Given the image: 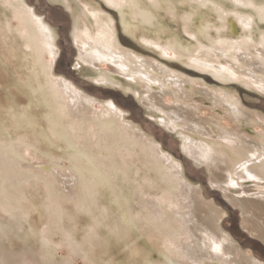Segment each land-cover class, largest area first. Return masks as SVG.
<instances>
[{"label":"rangeland","instance_id":"1","mask_svg":"<svg viewBox=\"0 0 264 264\" xmlns=\"http://www.w3.org/2000/svg\"><path fill=\"white\" fill-rule=\"evenodd\" d=\"M22 2L33 11L35 17L42 20L48 43L56 51L52 65L54 74L63 77L88 96H94L93 98L98 101L94 106L99 111V115L104 113L100 104L104 105L108 99L117 108L119 107L122 120L129 127L126 129L127 135L138 141L152 140L160 150L180 163L183 181L199 187L203 199L211 200L224 212L219 222L221 229L230 234L247 255L264 262V242L241 226L239 208L224 200L220 191L211 189L206 168L195 165L192 159L184 154L183 139L180 135L182 130L178 127L175 130L167 128L166 114L159 107L151 108L146 105L145 102L149 100L146 98L145 87L138 81L118 75L108 78L104 65L94 67L80 62L73 40L74 24L79 33L87 27V39L92 37L93 32H96L95 37H100L99 29L110 17L114 22L113 31L117 41L124 48L139 53L161 66H166L175 73L192 78L213 91L228 93L238 101L242 109L264 118V90L252 85L249 78L240 70H234L235 75L232 77L229 71L221 68L227 66V62L214 52L215 47L224 44L232 56L237 57L234 44L242 42L251 52L258 54L255 48L259 47L260 40L264 37V18L260 16L261 13L264 14V1L248 0L245 5H235L231 0L212 1L215 5L222 4V7L234 18L237 13L250 17V28L238 23V35L231 33L228 24L221 22L215 8L206 5H201L198 9L199 13L187 19L185 16L190 12L191 6L186 4L187 6H181L182 8L179 7L177 10L179 15L163 10L155 11L157 17L155 16L154 21L157 22L148 26L149 30L142 29L136 37L126 32L128 30L120 22L117 11L119 5L116 2L111 4L106 3L105 0H22ZM88 5L93 6L91 14L88 13L89 8H85ZM0 8L2 9L3 6L0 5ZM83 10H88L86 13L89 19L88 26L83 22ZM4 17L5 15L0 11V20L3 21ZM11 22L17 25L16 20ZM160 24L158 34L154 36L151 29L159 27ZM93 25L94 31H92ZM143 37L159 47L145 44L141 40ZM1 39L0 35V43ZM22 47L27 54L34 49V47L28 49L24 45ZM163 48L166 49L165 54L162 52ZM181 51L187 53L184 55L180 53ZM26 59L31 61L29 56ZM44 59L46 62L51 60L48 55H45ZM9 67L10 71H7V75L3 74L0 80V161L14 152L11 143L19 142L24 144L23 158L19 161L26 171L35 172L40 168L37 163L48 160H53L55 166L52 172L46 171L47 168L44 174L35 172V175L23 180L19 184L20 191L17 196L14 197L13 193L9 192L16 208L8 210L0 202V264H170V261L177 264H193L177 250L181 239L186 238L183 232L177 231L170 238H163L158 232L160 228L158 215L161 213L158 210L160 208L158 202L159 204L160 201L171 202L174 198L177 206L182 208L185 206L181 204L186 198L182 196L183 192H175L179 189L180 182L182 183L179 176L173 174L161 176L151 168L149 160L142 158L141 155L121 154L118 147L103 140L92 125L84 133L71 117L66 116L63 106L54 100L53 96L57 94V90L44 81L42 72L39 71L38 74L43 88L38 89V84L34 83L35 90L29 94L25 89L22 90L19 86L11 84L13 72L21 70L17 61L9 63ZM22 70L24 75L28 74L31 78H35L34 71L25 68ZM102 80L107 81L101 82ZM35 94L38 98L33 101L32 98H36ZM188 98H191L190 102L199 108L197 115L201 118H209L214 114L217 119H223L221 120L223 126L234 131L239 129V126L227 120V114L222 109L210 110V101L202 95L190 94ZM56 120L61 123L63 134L53 130V123ZM255 131L263 130L256 127ZM210 142V145H215V141ZM3 147L4 151L1 150ZM144 148L146 149L147 145ZM136 149V152L141 154L140 146ZM148 152L152 156V150ZM91 156L100 158L103 165L105 163L108 166L107 173L103 174L106 172L103 165L101 168L98 166L100 169L92 165ZM73 166H78L86 177L89 176L88 170L91 168L100 171L103 179L108 181L101 182V186V183L97 184L99 192L96 187L93 188L95 194L90 195L92 199L89 206L82 205L83 202L76 198L74 192H69L70 197L67 196L58 202L49 197L50 184L45 182L46 179H55L57 176L60 178L59 170L68 173ZM13 168L16 173L20 171L16 165ZM10 180L2 177L0 168V195L3 192V187L1 188L3 182H13L12 177ZM61 181L58 180L53 184L65 189V182ZM173 192L176 193L175 196ZM118 194L124 197L129 214L134 218V226L129 227L127 231L121 227L123 217L117 201ZM147 203H151V206ZM153 203L157 206H152ZM200 211V215L204 216L205 212ZM261 214L264 220V213ZM149 215L154 219L153 222ZM145 233L156 236V239L161 237L160 245L157 246L161 253H158L156 246L149 244L150 256L144 258V261L134 263L132 257L143 242ZM204 263L217 264L212 260Z\"/></svg>","mask_w":264,"mask_h":264},{"label":"bare ground","instance_id":"2","mask_svg":"<svg viewBox=\"0 0 264 264\" xmlns=\"http://www.w3.org/2000/svg\"><path fill=\"white\" fill-rule=\"evenodd\" d=\"M189 1L190 0H105L108 4L116 2L119 5L117 11L120 15V22H122L124 28L128 30L126 32H130L134 37H136L142 29L149 30L148 26L157 22V20L154 21L156 16L155 11L163 10L164 12H170L174 15L178 14L177 10L179 7L186 4L191 6L190 12L185 16L187 19L199 13L198 9L201 5H206L209 8H215L219 14V19L221 22L228 24L227 27L231 33H237L238 35V23H242L244 27H251L250 17L237 13L234 18L222 7V4H213V0H195L196 2L191 3ZM231 1L235 5H245L248 3V0ZM0 5L3 6L2 9L0 8V11L5 15V19L3 21L0 20V35L2 36V42L0 43V80L3 74H6L8 70L10 71L9 63L11 64L12 61L16 60L18 68L21 70L13 72L14 77L12 74L11 84L19 86L22 90L25 89L26 92L31 94L30 92L35 90L33 89L34 83L36 85L38 84V89L43 86L38 74L39 71L42 72L44 81H46L50 87H54L57 90V94L53 96L54 100L63 106V111L66 116L71 117L78 124L81 131L86 133L94 126L98 135L108 144L114 143L121 154L127 153V155L133 156L141 155L142 158L149 160L148 162L151 168L155 170L156 174H160L161 176L165 175L166 177L167 174L179 176L182 183L180 182L181 185L175 192H183L182 196L186 198L183 201L181 200V204L185 206L184 208L177 206L174 198L171 202L167 201L165 203L163 201L164 203H161L160 201V204L158 202L157 205L160 206L158 210L161 211L158 215V219L161 220H159L160 228L158 232L163 238H170L172 234L177 231L183 232L186 238L185 240L181 239V243L177 246V250L193 264H203L207 260L215 261L217 264H264V262L257 260V258L252 255H247L245 253L246 251L239 248L235 240L232 239V236L221 229L219 222L224 216V212L214 205L211 200L207 201L203 199L199 187L183 181L180 163L178 164L169 154L160 150L157 144L152 143V140L151 142L146 139L138 141L127 135L126 129H129V127L123 122L121 113L118 109L119 107L117 108L113 102L108 99L104 105L100 104L104 113L99 115V111H97V108L94 106L98 101L94 99V96V98L88 96L75 88L63 77L54 74L52 65L56 51L48 43L42 20L35 17L33 11L27 8L22 0H0ZM186 6L184 8H186ZM92 7L93 6L89 5L85 7L89 8L88 13L90 14L93 12ZM5 9H8V12H6ZM87 11L83 10L82 17L84 24L88 26L89 19L86 14ZM94 15H97V13H94ZM260 16L264 18V14L261 13ZM9 18L11 20H16L17 25H14ZM113 25L114 22L108 17L103 27L99 29L101 36L95 37L96 32H93L92 37L87 39V27H84L82 33H79L77 32L78 30L75 29L74 24L75 35L73 40L77 48L79 61L94 67L104 65L106 67L105 73L108 78L118 75L132 80L134 79L141 83V85L145 87L146 98L149 100L147 102L144 101L146 105H149L151 108L159 107L166 114L168 119L165 121L167 123V128L175 130L178 127L182 130L180 132L183 139L182 150L185 155L192 159L195 165H202L206 168L209 175L210 188L220 191L224 200L234 205V207L236 206L239 208L242 219L241 226L249 231L251 235L264 242V220L261 217V213H264V118L242 109L238 101L233 99L230 94L223 91L220 92V90L213 91L209 87H205L206 85L203 86V84L196 82L192 78L175 73L167 69L166 66H161L139 53L124 48L123 45H120L117 41L116 34L113 31ZM160 27L161 24L159 27L156 26L151 29L153 33L150 32L154 36H157L158 28ZM92 29V31H94V25ZM141 40L145 44L159 47L154 42L149 43L144 37ZM260 41L259 47L255 48L258 54L251 52L242 42L234 44V49L238 54L237 57H233L224 44L215 47L214 52L219 58L227 62V66L221 68H225L229 71L232 77L235 75L234 70H240L249 78L252 85L260 90H264V37H262ZM22 45L28 49L29 47H34V49L27 54ZM165 50L164 48L162 49L164 54ZM180 53L185 55L187 52L181 51ZM45 55H48L51 60L46 62L44 59ZM27 56L31 58V61L26 59ZM211 67L215 68V66ZM23 68L29 69L31 72L34 71L35 78H31L28 74L27 76L24 75ZM107 80H102L101 82ZM190 94H200L210 101V110L222 109V111L227 114L228 119H226L232 122V124L239 126V129L234 131L223 126L221 121L223 119H217L214 114L209 118H201L198 116L197 113L199 108L190 102L192 100L188 98ZM10 95L11 93L9 96ZM9 98L13 99V97ZM37 98L38 97L32 98V100L36 101ZM5 101L7 102V100ZM48 106H50V104H48ZM14 120L15 119H13V121ZM53 126L54 131L63 134V127L58 120L53 123ZM256 127L262 128L263 131L256 132ZM193 135H197L198 137L196 136L197 138H195ZM212 140L215 141L214 146L209 144ZM90 141H92V139H90ZM11 144V147L15 149L14 152L8 154L0 161L2 177L8 181H11L10 177H12L13 180V182H3L1 186V188L3 187V192L0 195V202L1 205L8 210L16 208L15 201L10 197L9 192H12L14 197L17 196L20 191L19 184L22 183L23 180L27 179L30 175H35V172L44 174L47 168L46 171L52 172L55 166L53 160H48L47 158L48 161L37 163V165L44 170L41 171L40 168L39 170L36 168L37 170H35V172L26 171L23 164L19 161L23 158L22 146L24 144L19 142ZM143 145H147V148L145 149ZM137 146H140L141 154L136 152ZM1 150L4 151V147ZM148 150H152V156L149 154ZM100 160V158L92 157L91 163L94 167L101 168L103 162ZM12 164L13 166L16 165L20 171L17 170V173L14 172ZM103 166V168H105L104 170H106V172L103 173L105 174L108 171V166L105 163ZM90 170H88V177L80 171L78 166L71 167L68 173L59 170L61 173L60 178L57 176L55 179L48 178L45 181L50 184L49 197L52 198L53 201L58 202L67 196L70 197L68 194L69 192H74L76 198L83 202L82 205L89 206L92 199L90 195L94 193L93 188L96 187L97 189V184L105 181L100 171H95L92 168ZM52 174H54V172ZM58 180L65 182V189L61 186L56 187L57 185L55 186L53 184V182H58ZM10 183L11 185H9ZM101 185L102 183L100 186ZM97 190L99 192V189ZM175 192L172 193L174 196L176 195ZM117 198L118 204L121 207V216L123 217L121 220V227L124 231H127L129 227L134 226V218L129 214L130 212L126 207L124 197L118 194ZM157 205H155V203L152 204V206L155 207ZM200 209L205 212L204 216L200 215ZM149 217L151 222H153L154 219H152L150 215ZM155 237L154 235L143 234L144 240L141 245L137 247L134 253L135 255L133 254L134 256L132 257L134 263L140 260L144 261V258L150 256L148 250V247L150 248L149 244H153L154 247L156 246L158 253H161L157 247L160 245L161 237L159 236L157 239ZM169 263L177 264L172 261Z\"/></svg>","mask_w":264,"mask_h":264}]
</instances>
